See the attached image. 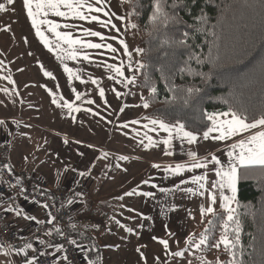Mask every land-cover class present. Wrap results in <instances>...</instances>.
<instances>
[{
	"label": "rangeland",
	"instance_id": "374dc122",
	"mask_svg": "<svg viewBox=\"0 0 264 264\" xmlns=\"http://www.w3.org/2000/svg\"><path fill=\"white\" fill-rule=\"evenodd\" d=\"M121 2L122 0H87L79 10L89 17L84 20L72 15L63 6L60 11L69 12L66 16H56L49 11L47 16L41 13L37 17L38 20L47 19L58 24L56 32H69L73 39L110 43L117 49L113 53L107 48L89 49L81 45L70 48L56 36V32L49 31V25L46 24L39 25L48 41L49 46H45L32 26L24 0H13L12 4H8L7 0H0V4L4 5L0 9V63L5 65L8 78L7 81H0V117H10L0 118V125L3 129L7 125L12 126L14 131L8 134L9 140L5 139L10 144L9 159L19 163L22 170L27 169L29 176L35 179L42 177L53 183L77 177L78 181L75 183L81 185L86 184L88 174H97L102 169L114 173L120 161L132 163L131 160L120 159L119 156L104 151L102 147L105 145L101 142V136L110 135L109 132H104L107 126L104 121L109 120L110 124L105 129L111 131L112 120L120 117L118 112H132L136 115V112L143 110V95L135 89L132 82L139 68L137 62H140V52L136 51L139 47L135 33L125 25L126 15ZM89 4L93 8L91 12L88 11ZM96 7H102L103 11L95 12ZM33 10L35 11L34 7ZM92 15L98 16L100 21L110 20L111 23L104 26L92 21ZM85 30L89 33L99 31L106 39L101 41L100 37L86 34ZM121 40L125 41L131 56L125 54ZM73 50L77 53L76 59L69 58ZM85 54L88 55L87 60L84 59ZM108 64L120 67L123 75L109 69ZM65 66L72 69L71 76L64 70ZM101 89L103 96L100 95ZM3 131L4 134L7 133ZM105 143L110 141L106 140ZM114 160L117 163L112 166ZM102 161V164L109 163L102 165ZM121 183L123 181L118 182L113 189L120 187L118 197L123 201L128 188L138 185L140 180L133 184L123 183L124 186ZM99 198L101 197L90 196V199L97 202ZM120 200L117 214L124 222V230H128L126 226L132 230L136 221L135 209L122 213L127 207ZM225 211L229 215L228 210ZM115 215L111 216L110 222ZM200 221L201 216L193 218L192 215L191 222L195 226L190 224L183 244L168 241L169 246L165 249L159 242L161 245L155 250H141L139 264H199L202 259L217 258L220 255L218 244L204 254H200V247L195 246L200 240V237L193 240L195 231L201 232ZM91 224L88 222L83 226L89 228ZM222 237L226 236L222 233L218 241L223 244ZM176 252L183 255L175 256ZM80 255L83 256L81 252ZM2 256L7 259L5 254Z\"/></svg>",
	"mask_w": 264,
	"mask_h": 264
},
{
	"label": "trees",
	"instance_id": "16d2710c",
	"mask_svg": "<svg viewBox=\"0 0 264 264\" xmlns=\"http://www.w3.org/2000/svg\"><path fill=\"white\" fill-rule=\"evenodd\" d=\"M161 4L157 12L156 0L121 2L125 25L143 49L134 80L142 104H148L143 115L169 125L179 122L194 135L208 130L212 121L207 116L213 113L235 112L245 122L264 118V0H161ZM251 167V175L238 180L233 220H227L225 210L201 215V232L195 231L193 240L208 229L200 254L218 244L220 255L199 264H264V166ZM82 185L87 183L71 187ZM86 187L88 196L82 202L90 200ZM48 230L49 244L57 246L62 230ZM88 230L71 224L65 233L84 248L87 262L101 264L98 237ZM222 233L233 246L226 248L218 241Z\"/></svg>",
	"mask_w": 264,
	"mask_h": 264
},
{
	"label": "crops",
	"instance_id": "0c3cea01",
	"mask_svg": "<svg viewBox=\"0 0 264 264\" xmlns=\"http://www.w3.org/2000/svg\"><path fill=\"white\" fill-rule=\"evenodd\" d=\"M2 79L7 81L8 78L5 65L0 63V81ZM118 114H120V117L111 122V131L106 130L110 124L109 120L103 122H106L107 125L106 129L104 128V132L106 133L107 131L110 135L101 136V142L105 145L102 149L115 156H125L132 163L120 161L117 165V171L114 173L112 171L105 172L102 169L99 173L88 174L85 178V182L90 187V196L101 197L98 201L100 209L108 211L110 218L114 213L116 214L115 218L113 217L111 222L109 218L103 227L96 225L94 222H91L92 224L89 226V233L98 237L96 243L101 250V264H130V262H138L139 252L141 250L151 251L152 248L155 250L161 245L159 243L160 240L175 241L178 244H183V239L188 236L192 215L193 218L201 216V206L206 208L211 203L214 210H227V208L222 206L225 203L222 197L231 198L236 195V190L233 193L227 187L223 190L219 188L213 189L211 187L212 182L219 183V177L215 175V170L220 167L227 170L229 161L227 153L232 151L228 147L229 145L241 139H246L254 132L264 130L257 125L255 129L237 133L224 141L212 139L214 135H219L218 132L210 133L207 139L204 138L203 133L199 135L193 134L196 140L189 143L182 134L177 137L174 130L170 138L169 133L160 129L158 124L155 126V131H153L154 126L150 123L153 118L144 116L143 112H136V115L132 112H118ZM230 116L229 114L228 118ZM0 118L10 117L4 116ZM133 121H138V123H132ZM144 125H148V127H144ZM12 129L11 125H7L4 129L0 125V142L9 140L8 134L14 131ZM3 130L7 133L4 134ZM148 137H151L156 143L145 148L144 145L149 143ZM165 139H169L168 145L163 143ZM106 140L110 141V143L106 144ZM235 151L238 152L239 149ZM192 152L196 153V158L204 162L206 167L201 169L191 168L193 158L189 154ZM212 155H216L222 161V164L215 165L214 162H211ZM10 163L19 172H27V169L22 170L19 163H14L12 160H10ZM108 163L106 162L102 165ZM116 163L117 160H114L112 166ZM177 163L185 166L184 171L177 175H169L164 171L166 167H175ZM153 164H159L160 167L154 168ZM251 166L237 168L236 188L238 180H244L248 175H251L253 172ZM196 175L205 177L200 182L203 184L202 188L199 184L192 182V177ZM38 178L52 186H74L75 182L78 181L77 177L58 183L46 181L42 177ZM66 179L68 178L66 177ZM136 180H140V183L133 188H128L126 191V193L133 194L125 195V199L121 201V198L118 197L121 192L120 187L113 189L115 185L121 181L133 184ZM145 180L149 181V183H143ZM181 180L187 181L186 184L181 185V188H191V192L176 190L175 185ZM123 183H121V186H124ZM153 185L156 187H153ZM160 188L172 189V191L162 193ZM145 192H151L154 195L145 196L143 195ZM201 192H203V195L200 194ZM209 193L215 195V202L209 200ZM119 200L124 202L125 207H127L122 213H125L126 210L135 209L136 221L131 231L124 230V222L119 219L117 214ZM85 202L84 200V205ZM233 203L234 200H231L228 207L231 208ZM0 212L4 214L11 230L17 235H24L39 227L44 228L41 238L44 243L42 244L40 241L39 245L41 247L38 246V252L54 254L52 264H65L62 256L57 252L58 247L49 244L50 232L45 228V220L39 206L25 203L19 199H11L0 207ZM28 217H35V219L30 220ZM126 228L130 229L128 226ZM23 249L24 251L22 252L15 250L12 253L0 251V264H27V261H31L34 264V256L37 253L36 246L31 245V247H24ZM79 249L81 253L84 252V248ZM2 254H5L7 259H4ZM149 258L148 256L147 259ZM81 260L82 264H88L83 257Z\"/></svg>",
	"mask_w": 264,
	"mask_h": 264
},
{
	"label": "snow or ice",
	"instance_id": "6c2138e0",
	"mask_svg": "<svg viewBox=\"0 0 264 264\" xmlns=\"http://www.w3.org/2000/svg\"><path fill=\"white\" fill-rule=\"evenodd\" d=\"M87 2V0H75V3L73 2V0H24V7L25 9H27V15L28 17L32 20V26L36 29V34L38 36H40V38L44 41L45 46H49L48 45V41L47 39H45L43 32L41 31L39 25H49V31L52 32H56V29L59 27L58 24H54L52 23V21L47 20V19H40L38 20L37 17H39L41 15V13L44 14V16H47L49 11H52L55 13L56 16H66L69 14V12L74 15V16H78L80 19L84 20V19H88L89 17L87 15L82 14L79 10L82 9L84 7V4ZM8 4H12L13 0H7ZM61 6L67 8L69 10V12H65V11H60ZM33 7L35 8V11L33 10ZM4 5L0 4V9H3ZM162 9V4H161V0H156V11L160 12ZM88 11L91 12L93 11L92 5H88ZM95 12L99 13L103 11L102 7H96L94 9ZM105 15H108L107 13H105ZM90 19L92 21H97L98 23H102L104 26H107L111 23L110 20H105V21H100L99 17L96 15H92L90 17ZM123 19V17L121 18ZM113 28H115V25H112ZM86 34H90L93 37H100L101 41L105 40L106 37L103 36L99 31H92V32H88V30H85ZM185 37H187L188 33L184 34ZM56 36L65 41L70 48H72V46L74 45H81L82 47L85 48H89V49H101V48H107L108 50H110L111 52L115 53L117 51V49L115 47L112 46V44H104V43H92V42H85V41H81L79 39H73L71 38V33L69 32H64V33H60V32H56ZM120 44L124 45V52L126 55L131 56V52H129L128 47L125 43V41L121 40ZM137 52H141L143 51V49H136ZM69 58L70 59H76L77 58V53L75 50H73L70 54H69ZM84 59L87 60L88 59V55L85 54ZM139 63V62H137ZM141 67H143V65H140ZM107 67L109 69H113L118 75H123L121 68L118 66H115L114 64H108ZM66 72L69 73V75L71 76L72 74V69L68 68L67 66H65L64 69ZM47 75H51L50 73H46ZM134 82V80L132 81ZM153 92L156 91L155 88L152 89ZM189 91H192V89H189ZM103 89H101L100 91V95L103 96ZM145 108L148 107V104L145 102V104L143 105ZM68 107L71 109V105L69 104ZM79 109H77L78 111ZM229 117V113L228 112H223V113H213L207 116V119L212 121V126L208 128L207 131H204L203 136L205 139H207L209 137V134L212 132H218L219 135H214L212 137V139L217 140V141H224L227 140L229 137L235 136L237 133H244L247 132L249 129H255L257 127V125L261 126L262 129H264V118L255 120L253 123H246L245 119L241 118L240 115H238L237 113L233 112ZM132 123H138V121H133ZM151 125H153V131H155V126L158 124L159 128L168 132L169 133V137L171 138L173 130L175 131V134L177 137H179L181 134L183 137L187 138V141L189 143H192L193 141L196 140V137L193 135L192 132L190 131H184L185 126L183 124H180L179 122H177L176 125H169V124H165L162 121L159 120H151L150 121ZM125 127H127V125H125ZM144 127H148V125H144ZM149 143L145 144L144 147H150L152 146L154 143H156L155 141H153L151 139V137H148ZM163 143L165 145L169 144V139H165L163 141ZM228 147H230L232 149V151H228L227 156L229 157V161H228V168L227 170H225L223 167L217 168L215 170V175L217 177H219V183L217 182H212L211 187L213 189L215 188H219L220 190H223L225 187L229 188L233 193L236 190V179H237V168L238 167H247V166H251V165H261L264 166V130H260L257 132H254L253 134L249 135L246 139H241L236 143H232L231 145H229ZM236 149H239V151H235ZM170 154V153H169ZM193 159L191 161V168L193 169H201L203 167H206V164L204 162H201L200 160H198L196 158V153L192 152L189 154ZM127 157L121 156L120 159H126ZM211 162H214L215 165H221L222 161L220 159L217 158L216 155H212L211 156ZM154 168H159L160 165L159 164H153L152 165ZM184 165L181 163H177L175 165V167H166L164 169V171L166 173H168L169 175H177L180 172L184 171ZM81 175H83V173H81ZM204 176H200V175H196L192 177V182L195 184H199L200 187H203V184H201L200 182L204 179ZM143 183H149V181L145 180L143 181ZM187 181L185 180H181L179 183H177L175 185V188L177 191H189L191 192L192 189L191 188H187V189H182L181 185L182 184H186ZM153 187H156L155 185H153ZM172 191V189H165V188H160V192L164 193V192H170ZM133 193H125V195H132ZM201 195H203V192L200 193ZM143 195L145 196H152L154 195L151 192H145L143 193ZM215 195H213L212 193H209V200L211 202H215ZM222 199L225 201V203L222 205L223 207L227 208L229 215L227 216V220L231 221L233 220V215L232 212L234 211L233 209H231L230 207H228V204L230 203L231 200L235 199V196L229 198V197H222ZM69 204L73 203L72 200H68L67 201ZM43 207L47 208L48 205L44 204ZM200 212L201 215L203 216L204 213H210L215 215L214 213V209L211 205V203H209V205L205 208L203 206H201L200 208ZM189 215H191V213H189ZM28 219H35V217H28ZM55 219V217L51 218L48 220V223L51 224L53 223V220ZM209 225L213 224L212 220L208 221ZM225 229H227L228 225L227 222H225L224 224ZM129 231H131V229H128ZM59 232V229L57 230ZM208 229L205 230V233H201L200 234V240L199 243L196 244L195 246L197 248L200 247V245H203L207 242L208 240V236L206 235ZM239 231H240V227H239V222H237L236 227H235V232L237 233L236 239H239ZM62 234V233H61ZM155 239V237H154ZM224 246L226 248L233 246L232 242L227 238V237H222L221 238ZM162 245H164L165 249L168 248V241L167 240H160L159 241ZM41 243L43 244L44 242L41 241ZM71 244H77V241L75 240H71L70 241ZM25 247H31L30 244H26ZM18 251H24L23 248L18 249ZM175 256H180L183 255V253L181 252H176L174 253ZM65 259H67L65 257ZM27 264H32L31 261H27ZM88 264H97L96 261L89 259L88 260Z\"/></svg>",
	"mask_w": 264,
	"mask_h": 264
},
{
	"label": "built area",
	"instance_id": "2783aa9c",
	"mask_svg": "<svg viewBox=\"0 0 264 264\" xmlns=\"http://www.w3.org/2000/svg\"><path fill=\"white\" fill-rule=\"evenodd\" d=\"M9 150L8 141L0 142V207L11 199H19L39 206L45 220V228L62 230L57 252L62 256L64 263L82 264L80 249L70 243L72 239L65 233L67 226L94 222L103 227L110 213L98 209L97 200H88L86 206L82 204L83 198L88 196L86 186L77 188L65 185L52 186L33 176L19 174V171L10 163ZM68 200H72L73 203L69 204ZM44 204L48 207H43ZM53 217H55L53 223L49 224L48 220ZM43 231L44 228L39 227L24 235H17L11 230L4 214L0 212V251L12 253L24 248L26 244L35 245L37 253L34 256V264H52L54 254L38 252Z\"/></svg>",
	"mask_w": 264,
	"mask_h": 264
}]
</instances>
